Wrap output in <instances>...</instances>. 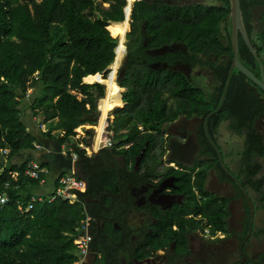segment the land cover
<instances>
[{
  "label": "trees",
  "instance_id": "trees-1",
  "mask_svg": "<svg viewBox=\"0 0 264 264\" xmlns=\"http://www.w3.org/2000/svg\"><path fill=\"white\" fill-rule=\"evenodd\" d=\"M129 1L133 2L131 30L126 34L127 54L119 80L127 103L117 110L125 119L124 130L115 133L116 143L111 149L103 148L95 155L79 150L77 164L86 171L87 190L77 191L74 203L62 197L50 202L46 195L25 212L19 206L31 200L39 180L23 172L40 139L27 128L22 118L24 107L30 104L33 116L43 114L44 122L50 126L44 133L55 137L59 145L71 140L79 125L92 123L89 116L96 108V97L104 91L100 83H85L83 78L108 68L115 59L119 36V51H125L127 0H0V149L9 150L0 154V192L7 191L10 196V201L0 208V264H73L78 257L75 239L79 223L88 214L93 217L90 248L101 253L94 264H137L135 258L152 255L161 246L152 236L144 243L143 252L132 246L134 228L128 210L134 206V199L129 186L150 183L142 166L163 159L167 153L166 126L182 115L203 117L200 144L208 160L195 176L172 169L179 174L182 185L188 186L187 193L197 189L209 199L202 203L192 200L188 208L185 204L178 208L180 212L167 210L162 227L171 229L175 221L183 226V214L208 209L212 212L207 214L206 224L211 231L225 228L226 200L204 187L211 166L225 170L217 141L224 120H234L233 127L239 131L247 129L244 172L247 181L263 192L264 177L255 178L261 166L254 158L264 155V138L254 124L264 111V100L254 87L264 91L238 68L231 72L234 53L230 0L180 5L165 0ZM263 5L264 0H241L246 30L264 63V10L258 24L254 13ZM144 37L155 47L174 40L185 43L190 54L171 53L166 59L208 65L215 73L213 86L195 84L175 69L149 67L147 62L155 57L146 53ZM239 39L240 60L260 77V60L241 34ZM200 53L206 57L214 53L217 59L204 60ZM223 54L227 56L220 58ZM110 86L107 111L120 90L115 82ZM75 91L84 97L78 98ZM113 107L114 104L110 109ZM112 118L116 121L115 114ZM104 119L101 118L105 124ZM53 128L59 129L58 134L52 132ZM127 144L129 147L124 146ZM143 148L146 151L136 168L134 164ZM26 150L28 155L23 154ZM119 154L126 158L123 169L116 163ZM18 158L22 161L17 162ZM14 170L21 172L17 179L10 175ZM7 181L10 184L5 187ZM102 195V202H86L88 197ZM98 220L105 222L99 231ZM190 220L192 228L199 223ZM177 239L181 247L183 235Z\"/></svg>",
  "mask_w": 264,
  "mask_h": 264
},
{
  "label": "flooded vegetation",
  "instance_id": "flooded-vegetation-1",
  "mask_svg": "<svg viewBox=\"0 0 264 264\" xmlns=\"http://www.w3.org/2000/svg\"><path fill=\"white\" fill-rule=\"evenodd\" d=\"M167 1L176 5L201 3L199 0ZM262 10L264 9L261 8ZM142 45L145 46L147 54L155 57V59L147 62L149 67L154 69H175L186 74L195 84L213 86L215 73L208 65L194 66L190 61L182 60L181 58L173 59L171 62L166 59V57H170L171 53L177 55L190 54L189 47L185 43L174 40L155 47L150 46L149 39L144 37ZM200 55L203 56L204 60L207 58L211 60L217 59L214 53H211L208 57L204 53H200ZM225 56L227 54L221 55L220 58ZM254 89L257 90L259 96L264 95V92L258 90L257 87H254ZM202 123V116L193 115L188 117L182 115L168 124V129L171 131L169 138L173 153H175L177 158L181 159L182 163L180 162V164L187 165L176 163L175 167L166 169L164 172L165 176L163 174L157 181H149L152 184L154 193H150L148 191L149 188L146 189L150 183H144V185L139 186L141 188L140 196L134 197L133 202L135 204L134 210L141 215L134 224L130 223L134 228L132 246L141 248V252H143V245L151 236L156 244L161 245L152 255L140 259L144 260L145 264H180L182 262L185 264H264V242L262 240L255 242L256 238H264V228L258 230V224L255 220L258 212L264 210V185L262 187L263 192L257 191L252 183L247 181L246 173L244 172L246 165L242 159L246 147V128L239 131L232 126L233 130L243 137V143L240 145L242 147L238 148L242 164L240 170L234 171L227 166L230 163L227 161V156H225L226 145L228 143L233 145L235 141L233 140V142L231 137L221 134L220 125L217 141L222 153L225 170L222 172L216 166H211L206 173V177L212 179V173L215 171L221 181L233 184L238 190L237 195L233 197L219 196L226 200V203L223 204L225 205V228L219 229L213 234L210 226L206 224L207 214L212 212V210L208 209L183 214L186 220L183 226L177 221L172 223L171 229L168 226L166 228L161 226L165 220V212L167 210L180 212L182 209L178 208H182L184 204L188 205L192 200H197L199 195L202 196L197 189H194V192L189 191L187 193L188 186L184 187L182 185L179 174L177 175L175 172V170H185L193 173V169L189 168V166L196 167V171L206 166L204 162L208 160V156L202 153L204 148L200 144ZM259 157H264V155L255 156L254 161L258 162L256 159ZM170 163L174 162H168L167 164ZM257 175L255 178L264 177V175L261 177ZM165 191H167V194ZM193 195H195L194 198ZM154 201L162 204L161 207L155 205ZM167 204H170L171 207H164ZM220 204L222 203L220 202ZM131 210H128L129 213ZM192 218L199 222L193 228L190 220ZM178 235H183L181 247H178Z\"/></svg>",
  "mask_w": 264,
  "mask_h": 264
},
{
  "label": "crops",
  "instance_id": "crops-1",
  "mask_svg": "<svg viewBox=\"0 0 264 264\" xmlns=\"http://www.w3.org/2000/svg\"><path fill=\"white\" fill-rule=\"evenodd\" d=\"M259 19H260V16L258 17V20ZM258 20L255 21L256 24H258ZM124 21H119V22H124ZM127 21H129V26H130L129 31H130L131 30V25H130L131 24V17L130 16H129V20H127ZM119 22H112L111 24H116ZM129 31L127 30L125 32V35ZM125 35H124V43L126 45ZM119 38H120L119 39V42H120L121 36H119ZM126 54H127V45H126V53L123 56H121V66H120L119 72L117 74V80L118 81L120 80V78H118L119 73L122 74L121 71H122V66H123ZM115 59H116V51H115ZM115 59H114V61H115ZM113 62L104 71H107L109 69V67L113 64ZM94 76H95V74L88 75V76L83 78V81L85 83H90V84L99 83V82H93V80H88V78L94 77ZM118 81H117V84H118L120 90L117 94L118 95L117 100H116L117 104H115V106L112 109H110V112H109L111 114L113 113L116 115V121H114V119L111 117V114H108V111L106 109V105L111 100L110 98H109L110 99L109 101L103 103L102 109L100 108V102L102 100H104L105 98L109 97L108 94L111 93V90L109 91V89L107 87V83H100L102 86L106 87V89H103V91H104V93L102 94L103 96L100 97L99 100L97 101V98L99 95L98 94L96 97V101H95L96 107L98 106L101 109L100 120L97 122L92 121V123L87 122V123L79 125L75 129L76 134H77L78 128H80L81 130L83 128L85 130L84 135L80 136L79 138H76V134H75L74 136H72L71 140L68 139L67 141H64L61 145L58 144V142H57L58 140L55 137L54 138L49 137L47 134L44 133L45 132L44 130L48 129L50 126L48 123L44 122L43 114L40 113L37 116H33L30 104L25 105L22 118L24 119L25 123L27 124V128L30 131H32L34 134H36L40 139V141L35 142V144L37 143L38 145H40V148H35V150H32L33 159L38 160L41 163L42 167L46 170L43 173L45 181L44 182L39 181V183L36 186H34V188H33V193H34L33 195L34 196H44L45 197L46 195L48 196L49 194H52L56 190V188L58 187L59 176H61L63 174L74 173L78 177H81L80 175H86V171L84 170V167L77 164V161L79 158L74 159L72 153H70L68 150L64 149V147H63L64 143H67V144H70V145L76 147V146H78V143L82 142L88 146H91L95 143L96 139H99L100 137L105 136V135L110 137L113 140V145L116 143L114 135L116 132H122L124 130V123H125L124 117L122 115H119L117 113V110H118V108L124 107L127 103V99L124 96L125 88L123 86H121ZM110 87L111 86H109V88ZM75 93L77 94L78 98L84 97V95L81 92L75 91ZM26 102H29V101H26ZM119 103H122V104H119ZM90 106L91 105L89 103H87V107L90 108ZM260 116L255 121L254 128H255L256 132L263 137L262 134H264V116L262 118H260ZM102 117H105V119H104L106 121L105 124H107V123L109 124V127H108L109 132L103 131L104 130L103 126L105 124L102 123V120H101ZM233 122L234 121L231 118L224 120L221 123V127H220L221 131L220 132L222 135L229 136V137H231L232 141L233 140L235 141V142L233 141L234 142L233 145H231L229 143L226 145L225 156H227V161L230 163V164H227V166L234 171H239L240 168L242 167L241 156L239 155V153H240L239 149L242 147L240 145L243 143V137L238 132H235L233 130L234 129L232 127ZM40 123H43L45 125L44 129H43V127L40 126ZM116 123H117V125H116ZM89 125H91V126H89ZM93 127L96 128L95 134H92L90 132V129ZM168 127L169 126L167 124L166 129H165V132H166L165 135L167 137V153H166V155L161 160L154 161V162L149 163V164H143V166H142V171H145L147 173V175H148L147 177H149V179L151 181L152 180L157 181L160 178V176H162L164 174V172L166 171V169L168 167H174L172 164H167L168 162H174L175 165H177L176 163L180 164V162H181V159L177 158V156H175V153H173V150L171 147V141L169 138L171 135V131L168 129ZM99 128L101 130H99ZM140 128H141V130H143L142 126H140ZM52 132L54 134L55 133L58 134L59 129L53 128ZM60 136L62 137L63 135H61V133H60ZM56 137L59 138L57 135H56ZM182 141H184V140H182ZM224 143H227V142H224ZM113 145L112 146L102 145V147L99 150H94L91 154H87V153L86 154L87 155H93V154L95 155V154H98L100 152V150L103 148H110L111 149L113 147ZM129 145L130 144H127L124 146L129 147ZM23 154L28 155L29 151L26 150V151H24ZM258 156H262V155H258ZM16 161L21 162L22 159L18 158V159H16ZM116 161H117L116 162L117 164H120L122 169L126 167V164H127L126 158L122 154L117 155ZM256 161H258L260 163H264V157H259L256 159ZM43 162H45L46 165H43ZM180 165H187V164H180ZM204 165H207V164H204ZM134 166L136 168H139L138 167L139 164H134ZM260 166H261V168H264V164H260ZM189 168L193 169L194 172L193 173L191 172V174H193V176H195L199 172V170L196 171V169H197L196 167H190L189 166ZM201 168H203V167H201ZM15 171L20 172L18 170H14V171H10V172H15ZM20 175L21 174H19L18 177ZM263 175H264V172H263ZM164 176H165V174H164ZM165 178H167V177H165ZM211 178L212 179H209L208 177L205 178L204 187L208 193H211V194H214L217 196L221 195V196H225L228 198L237 195V193H238L237 188H235L234 185L229 183V182L221 181L218 178V176L216 175L215 171H213ZM83 179H85V177ZM129 189H130L129 192L133 196V198L136 196H138V197L140 196L139 193L141 192V190H140L141 188H139V186H137V185L129 186ZM146 189H148V191H150V193L151 192L154 193L151 183H150V185H148V187H146ZM165 192L167 194V191H165ZM106 195H107V193H105V196ZM99 198H101V197H99ZM102 199H103V195H102ZM197 199L199 200L200 203H202L203 201H205L209 198L202 197L199 195ZM154 202L153 203L155 205L161 207L162 204H160L158 201H154ZM190 204L187 206H191ZM169 206L171 207L170 204H167L164 207H169ZM164 207H162V208H164ZM130 209H132V210L130 213L128 211V218L130 219L129 222L131 221L130 223L134 224V222H136L138 220V218L141 214L134 210L135 204ZM255 220L257 221V224H258L257 225L258 230H261L262 228H264V210H261L260 212H258V215L255 217ZM104 225H105L104 221L98 220L97 221V230L99 231ZM91 231H92V226H91ZM207 233H208V231H207ZM215 233H213V234H215ZM261 240L264 242V238H262V239L256 238L255 242H258ZM89 254H91V255L94 254L96 256V258L87 262V264H94L96 262V260L99 257H101L100 252H96V251L94 252L93 250ZM125 261H126V259H125V257H123V262H125ZM84 264H86V261Z\"/></svg>",
  "mask_w": 264,
  "mask_h": 264
},
{
  "label": "built area",
  "instance_id": "built-area-1",
  "mask_svg": "<svg viewBox=\"0 0 264 264\" xmlns=\"http://www.w3.org/2000/svg\"><path fill=\"white\" fill-rule=\"evenodd\" d=\"M137 1V0H135ZM134 1V2H135ZM132 4L133 2H130L127 0V5L125 7V13H129V16L131 15L132 11ZM120 42L118 43L115 51H116V59L113 62V64L109 67L107 71L98 72L95 74V80L93 82H99V83H107V87L109 91L111 90L110 82H115L117 84V74L119 72L120 66H121V56H123L126 53V48L124 52L119 51ZM98 76V78H96ZM31 89H29V92ZM40 126L44 129V124L40 123ZM91 126V125H89ZM101 127V126H100ZM109 124H105L103 126L104 132H109ZM82 128V127H81ZM102 128V127H101ZM99 130H101L99 128ZM47 132V129L44 130ZM111 132V131H110ZM85 130L82 128H78L76 138H79L80 136L84 135ZM64 134V131L61 132V135ZM102 145L105 146H112L113 140L108 136H102L99 139L95 140V143L91 146H88L82 142L78 143V146L74 147L70 144L64 143L63 147L64 149L68 150L70 153H72L74 159L79 158V150H85V153L91 154L94 150H99ZM36 148H40V145L37 143L35 144ZM9 152L8 149H0V154H7ZM175 167V163H170ZM4 167H1V170H3ZM46 170L42 167L41 163L38 160L31 159L26 164V168L23 172L25 176L31 177L33 179H37L40 182H44V176L43 173ZM21 174L20 172H10V175L17 179L18 175ZM9 181L5 183V187L9 186ZM87 190V183L86 180L76 176L74 173H67L59 176L58 178V187L56 190L52 193L46 196L48 201L52 202L58 197H62L65 199H68L70 202L74 203L78 198L77 191L85 192ZM44 196H32L31 200L27 204H21L19 207L20 209L24 210L25 212H29L33 208V204L35 201L38 200H44ZM10 201V196L7 193V191L0 192V208H2L4 205H6ZM93 217L91 215H87L86 218L82 219L79 223V235L75 239V245L77 247L78 251V257L75 259L73 264H84L86 261V257L88 254L92 251L91 250V242L93 240V235L91 231Z\"/></svg>",
  "mask_w": 264,
  "mask_h": 264
},
{
  "label": "water",
  "instance_id": "water-1",
  "mask_svg": "<svg viewBox=\"0 0 264 264\" xmlns=\"http://www.w3.org/2000/svg\"><path fill=\"white\" fill-rule=\"evenodd\" d=\"M151 1V0H149ZM167 1V0H166ZM168 2V1H167ZM230 5H231V10H230V19L232 22V45H233V62H232V67H231V72L233 71V69L236 67L239 70H241L249 79H251L252 81H254L258 86H260L262 88V90L264 91V63L260 60V57L258 56V53L256 52V49L254 48L252 41L250 39V36L246 30L245 24H244V20H243V15H242V8H241V0H230ZM261 8L264 9V5L261 7H257L254 9V13H255V21L258 20V17L260 16V11ZM125 20H129V13H126V18ZM240 34L243 36L245 42L247 43L249 49L251 50V52L256 56V58H258L260 60V66H261V70H262V75L261 77H258L255 73H253L247 66H245L242 61L239 58V38H240ZM126 59V57H125ZM124 59V61H125ZM121 77V73H119L118 78ZM103 89H106L105 86H103ZM102 94L98 95L97 101L99 100L100 97H102ZM260 97L262 99H264V95H260ZM264 116V112L261 114L260 118H262ZM101 117V109L97 106L95 108V110L90 114L89 119L91 121H99ZM90 132L92 134L96 133V128H91ZM264 137V134H262ZM197 141V140H196ZM146 149L143 148L140 156L137 158V162L136 164L139 163V161L142 159L144 153H145ZM264 172V168H261L260 171L258 172V177H261L263 175ZM82 178L85 177V175H80ZM86 202H102V196L101 198H91L88 197ZM86 210H89V207H86ZM96 258V256L93 254H89L86 257V264L87 262L91 261L92 259ZM148 260V259H147ZM146 260V261H147ZM135 261L138 264H145L144 260H138L137 258H135Z\"/></svg>",
  "mask_w": 264,
  "mask_h": 264
},
{
  "label": "rangeland",
  "instance_id": "rangeland-1",
  "mask_svg": "<svg viewBox=\"0 0 264 264\" xmlns=\"http://www.w3.org/2000/svg\"><path fill=\"white\" fill-rule=\"evenodd\" d=\"M199 1H201V3H206V4H211V3H216L217 1L216 0H199ZM131 25V24H130ZM129 29H130V26H129V28L127 29L128 31H129ZM120 39V38H119ZM125 40L127 41V37H126V35H125ZM118 81V80H117ZM119 82V81H118ZM110 99L109 98H105L104 100H103V103L104 102H107V101H109ZM116 100H117V97H116V99H114L111 103H112V105L114 104V106H115V104H117L116 103ZM111 103H110V105H109V107H108V114H109V112H110V108H111ZM113 116V115H112ZM111 116V117H112ZM116 125H117V123H116ZM186 208H188V206L186 207Z\"/></svg>",
  "mask_w": 264,
  "mask_h": 264
},
{
  "label": "bare ground",
  "instance_id": "bare-ground-1",
  "mask_svg": "<svg viewBox=\"0 0 264 264\" xmlns=\"http://www.w3.org/2000/svg\"><path fill=\"white\" fill-rule=\"evenodd\" d=\"M125 22V21H124ZM123 22V23H124ZM113 103V102H112ZM112 103H111V105H112ZM102 105H103V100L100 102V108L102 109ZM109 114H111V113H109ZM113 115V113L111 114V116Z\"/></svg>",
  "mask_w": 264,
  "mask_h": 264
}]
</instances>
